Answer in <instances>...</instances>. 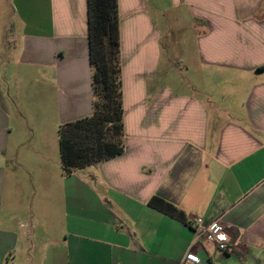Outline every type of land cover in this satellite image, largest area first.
I'll use <instances>...</instances> for the list:
<instances>
[{
	"label": "crops",
	"instance_id": "1",
	"mask_svg": "<svg viewBox=\"0 0 264 264\" xmlns=\"http://www.w3.org/2000/svg\"><path fill=\"white\" fill-rule=\"evenodd\" d=\"M158 1L117 0L124 151L64 175L51 123L92 112L87 1L0 0V264H180L195 217L219 218L233 250L200 241L191 264H264V0H163L196 38L176 66ZM13 93L48 123L13 134ZM71 177L93 200L76 211Z\"/></svg>",
	"mask_w": 264,
	"mask_h": 264
},
{
	"label": "trees",
	"instance_id": "2",
	"mask_svg": "<svg viewBox=\"0 0 264 264\" xmlns=\"http://www.w3.org/2000/svg\"><path fill=\"white\" fill-rule=\"evenodd\" d=\"M86 1L92 112L58 125L64 175L124 151L118 3L117 0ZM148 205L184 220L179 208L158 196H152Z\"/></svg>",
	"mask_w": 264,
	"mask_h": 264
},
{
	"label": "rangeland",
	"instance_id": "3",
	"mask_svg": "<svg viewBox=\"0 0 264 264\" xmlns=\"http://www.w3.org/2000/svg\"><path fill=\"white\" fill-rule=\"evenodd\" d=\"M158 5L160 7H163L165 10L164 12V17L163 20H165V24H168L167 28V35H164L162 37L158 38V45H160L162 53L160 56V62L162 63H170L174 64H182V63H187V62H193L196 60L195 58V53H194V47L196 44V38L192 34V29L190 26V22L187 16H184L185 19L178 17L176 13H174L173 9L168 8L166 5L163 3V0L158 1ZM178 17L179 20H177ZM159 18V17H158ZM172 70V66L170 67V72ZM180 71L176 68V72ZM10 109H9V122H10V127L13 130V134H15L16 129L18 127H24L28 128L31 132V128L37 127V125H46L48 123V120H44L45 118L41 117L40 122L34 123V121H31L27 124V121H24L18 114V111L16 109V106L19 105L17 95L13 93L12 100L9 102ZM54 119V118H52ZM51 119V121H52ZM63 119H68V118H63ZM59 120V117H55L53 122L51 123V130L53 131L54 128L58 127L59 123L62 122V120ZM30 128V129H29ZM57 131V130H56ZM12 134V135H13ZM56 139L58 140L57 137V132H56ZM59 160V159H58ZM92 169L87 168L83 171L79 172H84L85 175H89L88 172H91ZM87 176L85 178H87ZM66 186L68 187V211L71 209V202H76V205L78 207L73 208V210H78L79 209V202L84 201L83 199L79 200L81 195H85L88 200H92V195H90L88 192H86L85 189H83L78 183V181L75 180L74 177L68 178L66 181H64ZM77 198V199H74Z\"/></svg>",
	"mask_w": 264,
	"mask_h": 264
},
{
	"label": "built area",
	"instance_id": "4",
	"mask_svg": "<svg viewBox=\"0 0 264 264\" xmlns=\"http://www.w3.org/2000/svg\"><path fill=\"white\" fill-rule=\"evenodd\" d=\"M189 226L193 231L194 239L185 252L180 264H191L195 261L192 250L194 245L200 241L212 244L218 251L232 252L233 243L230 240L226 226L219 218L205 221L202 217H195L189 222Z\"/></svg>",
	"mask_w": 264,
	"mask_h": 264
}]
</instances>
